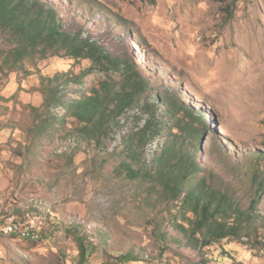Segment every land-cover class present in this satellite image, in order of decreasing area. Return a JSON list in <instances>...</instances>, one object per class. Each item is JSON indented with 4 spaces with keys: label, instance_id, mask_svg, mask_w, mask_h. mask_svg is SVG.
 Segmentation results:
<instances>
[{
    "label": "rangeland",
    "instance_id": "obj_1",
    "mask_svg": "<svg viewBox=\"0 0 264 264\" xmlns=\"http://www.w3.org/2000/svg\"><path fill=\"white\" fill-rule=\"evenodd\" d=\"M41 1L64 31L130 62L148 88L100 148L76 144L77 121L47 100L79 99L122 71L65 55L14 67L12 33L0 28V224L43 222L36 242L0 232V264H264V0ZM61 74L70 85L51 80ZM145 114L155 127L141 145ZM189 120L204 131L198 177L255 209L240 237L190 241L176 224L188 226L180 203L156 174L122 170L125 139L136 142L133 167L156 171L150 162Z\"/></svg>",
    "mask_w": 264,
    "mask_h": 264
},
{
    "label": "trees",
    "instance_id": "obj_2",
    "mask_svg": "<svg viewBox=\"0 0 264 264\" xmlns=\"http://www.w3.org/2000/svg\"><path fill=\"white\" fill-rule=\"evenodd\" d=\"M63 27L64 22L58 10L53 6H44L41 0H0V28L12 33L11 40L14 43L8 51L7 64L12 60L14 67L20 64L24 68L28 61L65 55L75 60H91L107 71H122L120 80L112 77L104 79L98 87L90 89L79 99L66 103L60 97L51 95L45 104L46 107L50 106L51 112L58 105L64 104L66 112H70V116L78 123L69 133L76 144L82 139L100 148L119 127L122 115L137 106L148 83L130 62L111 57L90 37H83L81 32H66ZM60 77L62 81L59 85H70L71 79L65 74L51 80L58 82ZM164 101L161 97V102ZM47 122V117L36 121L38 128L49 125ZM154 127V121L147 116L146 123L136 131L140 136L139 144L143 145L145 142L142 141H147ZM175 129L178 130L174 133L177 139L150 162L156 163V171L133 167L134 163L129 159H138L136 142L130 138L125 139L122 170L129 178L135 179L145 175L152 178L153 172L156 174L157 180L162 181L163 188L169 193L170 200L180 203L183 209L180 212L188 226L176 224L190 241H201L202 245L209 246L216 241L240 237L246 229L244 224L250 222L248 217H253V203L245 212L228 192L215 188L206 178L198 177L202 167L196 160L195 149L199 150L204 131L196 120L185 121L175 126ZM190 140L192 147L188 149L185 143ZM260 188L264 190V175ZM189 213L193 216H188ZM81 248L85 255L82 243Z\"/></svg>",
    "mask_w": 264,
    "mask_h": 264
},
{
    "label": "bare ground",
    "instance_id": "obj_3",
    "mask_svg": "<svg viewBox=\"0 0 264 264\" xmlns=\"http://www.w3.org/2000/svg\"><path fill=\"white\" fill-rule=\"evenodd\" d=\"M26 221L5 222L4 224L2 223L0 224V232L10 236L22 235L25 240L34 242L40 241L42 239L41 230L43 229V222L41 224L34 221L25 223ZM13 224L27 225L25 227L6 228L12 226Z\"/></svg>",
    "mask_w": 264,
    "mask_h": 264
},
{
    "label": "built area",
    "instance_id": "obj_4",
    "mask_svg": "<svg viewBox=\"0 0 264 264\" xmlns=\"http://www.w3.org/2000/svg\"><path fill=\"white\" fill-rule=\"evenodd\" d=\"M27 225V224H26ZM26 225H17L13 224L12 226L6 227V228H12V227H25Z\"/></svg>",
    "mask_w": 264,
    "mask_h": 264
}]
</instances>
